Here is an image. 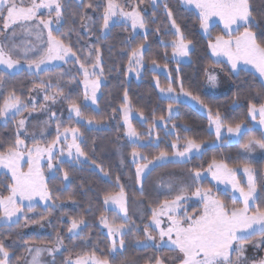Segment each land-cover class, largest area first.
Returning a JSON list of instances; mask_svg holds the SVG:
<instances>
[{
    "label": "snow or ice",
    "instance_id": "obj_1",
    "mask_svg": "<svg viewBox=\"0 0 264 264\" xmlns=\"http://www.w3.org/2000/svg\"><path fill=\"white\" fill-rule=\"evenodd\" d=\"M78 2L82 9L95 11L97 8H102V23L99 25V30L103 36H107L112 26L127 24L132 32H136L137 29L144 30L145 39L147 38L149 21L140 8L143 0H139V3H133L132 0H127L126 3H121L120 0H96L95 4L91 0L87 4H84L83 0ZM70 3L71 0H0V36H3V39H0V67L5 74L15 75L17 70H24L26 65L27 71L39 80L30 91L44 93L45 104L40 105L39 108L48 112V119L43 122L39 132L29 133L28 120L24 114L31 115L32 112L37 111L36 97L25 98L18 95L15 89L0 94V121H3L5 126L9 122H15L14 139L0 150V169L6 170L3 175L10 173L11 180L10 184L4 185L7 195L0 192V222H2L0 227L18 225L21 220L25 221V227L28 223L43 227V221L47 220V216L33 220L27 213L35 211L39 201H43L48 214L51 215L50 209L57 206L56 200L59 197L54 199L49 188V180H56L62 174L63 180L67 181L69 172L63 167L66 162L75 166L90 160L88 153L82 147L84 134L80 128L66 125L57 113L47 106L48 102L54 105L62 100L68 104V121L74 120L77 124L86 122L88 125L101 123L93 117L86 116L82 111L81 103L73 99L70 92L65 93L67 84L62 83L63 75L55 77L47 75L48 65L54 61L78 63L83 77V100L85 102L90 100L92 104L97 102V92L103 76L101 50L93 46V51L84 53V59L81 61V56L72 48L70 37L67 34L63 36L54 34V32L60 33L65 19L64 12ZM183 3L199 10L200 27L209 36H211L209 29L213 18H219L223 22V33L216 35L208 44L212 55L216 58V65L228 64L229 70L237 77L241 72L254 69L264 78V31L259 38L257 32L253 31V28L259 27V24L253 16L251 0H183ZM152 5L154 9L162 5L168 17V28L174 39L167 46L171 47V55L177 60V68L174 71L179 73V62L190 56L194 48L193 42L185 36L167 0H152ZM41 9L47 10V18L40 14ZM14 25L16 27H12ZM80 25L87 29L90 35L93 34L95 22L86 12L80 16ZM9 28H12L11 33L6 32ZM18 31L34 37L35 42L15 43L14 38ZM155 31L159 32L160 29L156 28ZM133 38L131 36L128 38V71H135L139 76L140 70L145 65L146 47L145 43L131 47L130 42ZM164 55L167 57V52ZM151 63L155 68L159 67L155 59ZM41 73L45 75L41 76ZM168 75L167 87H161L159 80H156L161 99L168 101L167 119L164 116L154 117L153 125L143 135L131 123L133 107L127 90L123 93L124 103L119 111L122 112L127 126L126 136L134 145L143 146L142 140L144 137H152L157 125H163L166 136L176 137L175 141L169 144L173 149L172 152L161 150L151 159L137 148H133L131 157L135 164L137 183L157 167L170 163L185 164L197 155L203 156L207 147L205 142L193 137H181L175 131L177 125L171 123L179 113V109L175 106L186 102L185 98L198 104L207 113L209 131L215 137L214 143L218 142L222 146L233 143L239 145L237 151L239 163L230 166L226 158H213L204 172L199 169L190 170L188 183L174 187L171 181L167 183L162 181V187L175 194L155 206H150V220L142 229L145 235L143 239L135 237V246L155 247L157 250L168 248L176 254L172 257L157 256L146 264H249L246 256L248 245L251 244L254 248L264 246V206H262L264 187L258 183L255 167L257 153L260 159H264V102L259 104L249 102L248 122L228 121L218 109L213 112L200 96L185 90L182 80L179 81V91H177L172 86L171 73ZM205 75L210 85H217L218 77L214 68L206 70ZM4 85L5 80L0 76V87ZM257 95L261 94L257 92ZM87 106L85 103L84 107ZM52 123L55 124L56 135L49 141L45 130ZM169 124L171 128L168 127ZM183 127L185 131L189 130L186 125ZM255 130L260 132L259 138L249 135ZM26 138L31 139V146L26 143ZM155 139L159 146L158 133ZM91 164L105 176L108 175L95 160H91ZM45 167L51 173L47 178ZM238 174L246 177L243 183ZM207 175L216 182L217 191H213L212 187L201 185V180ZM260 179L264 180V176ZM116 184L119 192H107L103 197L104 205L107 209L116 212V218L109 221L103 213L99 216V223L107 229L110 238L108 253L98 254L97 248H93L91 251L78 254L75 259L69 256L66 264H115L116 258L126 248L125 237L133 235V227L139 229L136 225L129 227L131 218L128 215L126 193L123 185L120 184L119 176L116 177ZM221 184L224 185L226 195L231 193L230 204L217 194L218 186ZM192 198H196L201 207L190 213L187 205ZM68 199L73 198L69 196ZM69 219L67 233L70 240L83 235L85 229L89 227L83 216ZM257 237L259 239H256ZM25 244V252L31 257L26 260V264H44L41 259L42 254L52 255L64 247V237L57 233L51 246L41 247L27 241ZM18 259L20 258L13 257L11 246H6L4 240L0 239V264H13L14 260ZM250 264H264V257L252 260Z\"/></svg>",
    "mask_w": 264,
    "mask_h": 264
},
{
    "label": "trees",
    "instance_id": "obj_2",
    "mask_svg": "<svg viewBox=\"0 0 264 264\" xmlns=\"http://www.w3.org/2000/svg\"><path fill=\"white\" fill-rule=\"evenodd\" d=\"M134 1L139 3V0ZM83 2L87 4L89 0H83ZM91 2L95 4L96 0H91ZM120 2L124 3L125 0H120ZM149 2L150 0H143L140 8L146 3L150 4ZM167 3L185 36L194 45L188 61L179 62V73L174 71L177 68V61L171 55V47L167 46L174 37L168 28L169 20L162 5L155 9H150L148 15L149 31L146 39L144 32L135 34L127 24H116L111 27L106 37L103 36L99 30V25L102 23V8H97L95 11L82 9L78 0H71L70 5L65 9V19L62 22L60 33L54 32V34L60 36L67 34L70 37L72 48L77 52V55L81 56V61L84 59L79 45L82 44V40L90 41L92 49L95 46L101 50L103 76L100 83L101 95L96 107L91 105L84 107L85 103L82 100L84 91L81 84H78V87L73 90L67 87L65 89L66 94L70 92L72 98L81 103L82 111L86 116L101 121L100 124L94 123L92 125H88L86 122L76 124V127H79L84 134L82 147L88 153L90 160L75 166L66 162L63 167L64 170L69 172V179L64 181L61 174L56 180H49L48 182L54 199L59 197L56 200L57 203L75 204L80 208L79 215L91 222L84 233L85 236H95L93 239L94 244L102 248V252L99 251L98 254L106 255L108 253L110 238L101 230L99 216L101 213L105 216L110 213L112 218L116 217L115 211H107L105 208L103 197L107 192H119L116 184L117 176H119L120 184L123 185L129 199L134 196L137 202H142V205L138 207V211H135L134 216H136L137 224L143 225V223L145 224L150 220V206L156 205L157 200L162 197V192H159L157 184L160 178L163 177L164 171L182 168L186 170L187 175L185 177L187 182H189L190 170L199 169L205 171L213 158H226V162L230 166H236L239 163L237 156L239 145L234 143L222 146L218 142L214 143L215 137L209 131L207 114L192 104L184 102L175 106L179 109V113L173 118L171 123L177 125L175 131L181 137H193L203 140L207 146L206 150L203 156H196L188 163L166 164L163 167L155 168L146 178L141 180L143 185L141 192L140 184L136 181L135 164L132 162L131 157L133 148H137L143 155L151 159L158 155L161 150L172 152L173 149L169 147V144L175 141L176 137L166 136L163 125H157L153 136L144 137L142 140V142L146 141V144L142 143L143 146L134 145L126 136L124 128L120 131L115 125V121L121 120L120 118L123 117L119 108L124 103L123 93L125 90L128 92L133 107L131 115L134 117L132 116L131 123L142 135L144 134V132H141L143 129L148 130L153 125L154 117L164 116L167 119L166 109L168 101L161 99L155 81L158 79L161 87H167L169 73H171L172 86L177 91H179V81L182 80L185 90L200 96L213 112L218 109L228 121L245 120L248 122L247 109L249 102L257 104L264 102V82L256 73L253 71L241 72L237 77L229 70L230 66L228 64L216 65V59L212 55L208 44L210 40H214L216 35L223 33V26L220 24L215 25L211 30V36H205L200 27L199 15L195 11L185 7L181 0H167ZM251 3L253 16L259 24V27L253 28V31L257 32L259 38L261 32L264 31V0H251ZM43 11L47 10L43 9ZM83 12L91 16L95 22V26L92 29L93 34L91 35L87 29L82 28L80 25V16ZM42 16L47 18L46 15L42 14ZM156 28H159L160 31H155ZM9 29L12 30V28ZM130 36L134 37L130 42L131 47H135L140 43H145L146 47L145 65L140 70L139 76L135 74V71H128V38ZM165 52L168 54L167 57L164 55ZM153 59L157 61L159 68L165 69V72L154 70L155 67L151 63ZM212 68L220 71L228 80L231 87L227 94L213 96L207 93L205 71ZM63 72L66 73L67 85H72L73 81L82 80L83 78L79 70V64L74 61L63 62L60 65L48 68L47 75L56 76ZM40 75L44 76L45 74L41 73ZM0 76H3L4 79L6 77L10 79L7 84L8 90L15 89L18 95L25 98L35 94V92L30 90L34 84L39 83V80L27 71V67L24 70L17 71L15 75L5 74L3 68L0 67ZM257 92L261 95L258 96ZM113 109H117V111L114 112ZM19 118L17 117V119ZM185 125L189 129L188 131L184 130L183 126ZM168 127L171 128V124ZM14 133V121L9 122L7 126L4 125L3 121H0V150H3L6 143H10L14 139ZM157 133L159 135V146H157L155 139ZM249 135H255L259 138L260 132L255 130ZM91 160H95L97 165L102 166L108 175L105 176L101 173L95 165L91 164ZM255 167L258 183L261 187H264V180L260 179L261 176H264V159L257 161ZM9 176V174H0V192L4 195H7V192L4 191V185L11 183ZM239 178L242 181L243 175H240ZM130 180L133 182V186H131L133 192L130 189ZM200 183L204 187H212L213 191H217V187H215L211 177H206ZM217 194L221 199H224L229 204L231 203L229 199L230 192L226 195L223 189H219ZM69 196L73 199H68ZM262 206H264V202H262ZM200 207L201 205L196 198H192L187 205L190 213ZM37 209L40 213L45 211L43 206H39ZM26 241L42 245L45 243V238L31 236ZM142 252L157 254L154 248H133L127 250L126 254L119 255L115 264L129 263L131 258L133 260L137 259L138 254ZM25 254V248H12L13 257L20 258L14 260L13 264H20ZM148 256L146 255V258ZM109 259L111 260V257Z\"/></svg>",
    "mask_w": 264,
    "mask_h": 264
},
{
    "label": "rangeland",
    "instance_id": "obj_3",
    "mask_svg": "<svg viewBox=\"0 0 264 264\" xmlns=\"http://www.w3.org/2000/svg\"><path fill=\"white\" fill-rule=\"evenodd\" d=\"M183 3V0H181ZM127 0H125L124 3H126ZM133 3H135L134 0H132ZM150 4L146 3L145 5H143V7L141 8V10L145 13L146 19H148V15L150 13V9L153 8L152 5V0H150L149 2ZM183 5L185 7H187L188 9H191L193 11H195L197 14L199 13L198 9H195L194 6H188L185 5L183 3ZM42 11H40V14L42 15H48L47 11H43V9H41ZM126 10H129L128 8H126ZM223 25V22L219 20V18H213V21L211 22V26L209 31L212 34V28L215 25ZM15 26V25H14ZM12 30L8 29L6 30L7 33H11ZM46 31V30H45ZM144 32V30L142 29H137V31L135 32V34ZM202 32L205 34V36H209L207 33H205L203 30ZM0 39H3V36H0ZM15 43L19 44L22 41H32L35 42L34 37H30L27 36L26 33L24 32H17L16 37L14 38ZM80 45V51H82V56H84V53L90 52L92 51V47H91V42L90 41H85L82 40V44ZM82 47V48H81ZM175 59V58H174ZM216 59V58H215ZM176 60V59H175ZM177 61V60H176ZM188 61V57L187 58H183L180 60V62H187ZM21 63H23V58L21 57ZM62 61H54L52 62L50 65H48V68L57 66L62 64ZM25 67H27L25 65ZM154 70L159 71V72H165L164 68H154ZM20 71V70H17ZM17 71L15 73H17ZM253 71L254 73H256L259 77V73L256 72L254 69L250 70ZM215 74L218 77V82L216 86H212L208 83L207 81V93L213 96H222L225 95L229 92L230 90V84L228 82V80L226 79V77L220 73V71H216L215 70ZM58 75H63V82L65 84H68L67 80L65 79L66 73H59ZM48 76H51V74H49ZM57 76V75H56ZM55 77V76H52ZM263 82H264V78L260 77ZM5 85L4 87H0V94H6V92L8 91L7 89V84L10 82V79L8 77H6L5 79ZM83 80V78H82ZM82 80H75L73 81L72 85H67V88H69L70 90H73L75 88L78 87V84H81L83 91H84V85L82 83ZM157 80V79H156ZM156 83V81H155ZM159 90V88H158ZM100 89L97 92V102L95 104H92L91 101H87L85 102L82 100L84 103H87V105H91L96 107L98 100L100 98ZM160 93V92H159ZM43 95L44 93H37L35 92V94L33 96L36 97L35 103L37 104V111L32 112L31 115H29L28 113H25L26 115H24L25 118H27L28 120V130L29 133L32 132H39V130L43 127V122L46 121L48 119V112L47 111H42L40 110L39 106L40 105H44L45 101L43 100ZM161 95V93H160ZM83 96H84V92H83ZM31 97V96H30ZM186 103L192 104L193 106L199 108L203 113H206L204 111V109H202L198 104H196L195 102L191 101L190 99L185 98ZM48 107L51 108L52 111L56 112L57 115L60 117V120L62 122H64L66 125L71 126V127H76V122L73 121H68V104L65 101H58L56 104H51V102H48ZM207 114V113H206ZM136 115V114H135ZM133 115H131V121H132V117ZM121 120H116L115 121V125L117 126L118 130H122V128H124L125 134L127 131V126L124 123L123 117L120 118ZM122 126V127H121ZM46 133H47V139L50 141L52 139L55 138L56 132H55V124H49V126L46 128ZM146 129H143L141 132H146ZM26 143L29 144V146H31V139L30 138H26ZM143 144H146L147 142L144 141L142 142ZM234 144V143H233ZM199 156V155H197ZM196 157V156H195ZM65 159H67V157H65ZM262 159L259 158V153H257V161H260ZM171 164V163H170ZM42 166H44V161H42ZM26 167H25V171H26ZM167 170V169H166ZM6 170L4 169H0V174H2L3 172H5ZM44 172H45V177H49L51 175V173L48 171V169L45 167L44 168ZM204 172V171H202ZM149 174V173H148ZM146 174V176L148 175ZM10 175V173H9ZM186 170H183L182 168H173L167 171H164V175L162 178H160V180L158 181L157 187L159 192H162V197L160 200H157L158 202L163 201L166 198H171V195H174L175 193H170L169 190L166 187H162L161 182L163 181L164 183H167L168 181H171L173 183V186L176 187L181 183H188L186 180ZM242 174H238V176H240ZM206 177H211L210 175H207ZM144 178H142L141 180H143ZM246 179V177L243 176L242 178V183L244 182V180ZM213 181V180H212ZM130 182V189L132 191V187L133 186V182ZM214 184H216L215 181H213ZM140 188L143 187L142 182L139 183ZM135 186V185H134ZM138 186V187H139ZM219 189H223L224 190V185H219L218 186ZM133 192V191H132ZM126 199H127V208H128V215L131 218V221L129 223V227H133V225L139 226V229H136L135 227H133V235H129L125 237L126 240V248L123 250L122 254H126L127 250H131L133 248H137V249H146L144 247H137L135 246V237H140L141 239H143L145 233L142 231L143 227L145 224L147 223H143V225H139L137 224V219L135 218V211H138V207H140L142 205V202H137V200L135 199L134 196L130 197L126 195ZM157 202V203H158ZM25 204H27V201H25ZM131 204V205H130ZM56 207L51 208V215L48 214V211L46 210V206L44 205L43 201H39V203L37 204V207L35 209V211L27 213V215L33 219V220H39L41 219L42 216H47V220L43 221V227H41L39 224H35V223H28V226L25 227V221L21 220L20 223L17 224H11V225H4L2 227H0V239H3L6 246H11V248H25L26 244V239L31 237V236H37V237H44L45 238V243L42 245H38L35 244L37 246H51V242L55 241L57 233H59L60 235H62L64 237V247L60 248L57 252L53 253L52 255H49L48 253H43L42 254V261H44V264H66V261L68 259L69 256H71L73 259L76 258V256L78 254H82L83 252H88L91 251L93 248H97L98 252L100 250H102L101 246H97L96 244H94L93 239L95 238L94 235L92 236H85V233L83 235H81L80 237H76L73 239H69V234L67 233V227L70 224V219L69 218H79V210L80 208L78 206H76L73 203H57L56 202ZM39 206H43L45 211L40 213V211L37 209ZM155 206V205H153ZM106 208V206H105ZM107 209V208H106ZM107 211H114V210H110L107 209ZM65 213H67V215H64ZM78 213V214H77ZM109 218V221H111L112 216L111 214H107L106 215ZM116 218V217H114ZM135 219V220H133ZM86 222L88 224H91V222L87 219H85ZM48 221H51V223H49ZM2 223V222H0ZM101 230L107 234V229L103 227V225H101L99 223ZM66 229V230H65ZM259 239V238H257ZM100 244H102L100 242ZM149 248H154L156 250L157 254H150L149 252H142L138 254V258L137 259H130L129 263H124V264H146V262L150 261L151 259H154L157 256H162V257H172L175 256L176 254L171 252L168 248H163L160 250H157L155 247H149ZM146 255H149L146 258ZM246 256L248 257V261L249 264L252 260H256L259 258L264 257V246H261V248H254L251 244L248 245L247 248V252H246ZM31 257L28 253L25 254V257L23 259V261L20 264H26V260H29Z\"/></svg>",
    "mask_w": 264,
    "mask_h": 264
}]
</instances>
